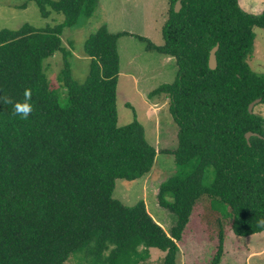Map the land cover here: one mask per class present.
Here are the masks:
<instances>
[{"label":"trees","instance_id":"16d2710c","mask_svg":"<svg viewBox=\"0 0 264 264\" xmlns=\"http://www.w3.org/2000/svg\"><path fill=\"white\" fill-rule=\"evenodd\" d=\"M32 1L42 17L54 11L64 19L0 29V97L22 101L31 89L34 105L23 120L0 100V264H64L71 255L90 264H176L197 208L199 223L217 228L216 254L228 232L244 237L264 231V118L248 112L253 100L264 102V74L247 63L253 27L264 28V12H245L237 0H168L163 42H147L146 49L175 60L174 80L150 96L169 99L177 145L157 150L142 123L118 124L116 41L126 32L101 26L88 36L89 69L81 83L65 60L58 75L67 92L62 106L48 87L43 62L56 52L71 54L62 46V30L90 17L97 0ZM216 44L211 69L209 53ZM248 131L256 134L247 140ZM159 152L171 154L178 165L197 159L189 174L159 184L158 205L176 216L169 231L143 200L127 206L113 197L117 178L148 174ZM210 166L214 176L206 186ZM210 208L220 213L213 218ZM149 248L164 253L160 262L142 263Z\"/></svg>","mask_w":264,"mask_h":264},{"label":"rangeland","instance_id":"374dc122","mask_svg":"<svg viewBox=\"0 0 264 264\" xmlns=\"http://www.w3.org/2000/svg\"><path fill=\"white\" fill-rule=\"evenodd\" d=\"M237 1L245 12L255 15L264 12V0ZM21 4H25V8ZM168 8V0H97L90 17L81 16L74 25L64 27L61 33L62 46L71 54L65 56L63 52H56L43 62L48 87L56 94L59 103L62 106L67 104L66 88L58 80L65 60L72 78L81 83L89 69L90 60L84 53L88 36L101 26L110 33L126 32L116 41L120 71L116 86L118 124L124 125L136 119L144 126L145 138L150 145L157 150L173 149L177 145V125L168 110L169 100L164 95L150 96V92L174 80L177 71L175 60L171 56L146 49L147 42L162 44L161 28ZM63 19L62 13L54 11L48 17H42L32 0H0V29H16L24 23L44 27L62 22ZM253 32V51L247 63L258 74H264V28L254 26ZM137 36L145 37L148 41ZM253 112L264 118V102L256 103ZM196 162L195 158L187 164L178 165L171 154L159 152L148 174L135 180L117 178L113 197L127 206L143 200L152 217L169 231L176 216L158 205L159 184L171 175L189 174ZM213 176V167H207L203 184L209 185ZM219 211L210 208L206 212L214 218ZM200 212V208L193 212L186 236L177 251L176 264H264V231L244 237L228 232L222 253L216 254L217 228L205 221L201 225ZM163 254L159 249L149 248L142 263L160 262ZM64 264L90 263L87 258L71 255Z\"/></svg>","mask_w":264,"mask_h":264},{"label":"clouds","instance_id":"9594fccd","mask_svg":"<svg viewBox=\"0 0 264 264\" xmlns=\"http://www.w3.org/2000/svg\"><path fill=\"white\" fill-rule=\"evenodd\" d=\"M0 100H2L4 104L13 105V115L23 120H28L31 113L34 110V105L31 102L32 101L31 89L25 90L24 99L22 101L14 102L13 98L8 96L0 97ZM260 224L264 225V220L260 221Z\"/></svg>","mask_w":264,"mask_h":264},{"label":"water","instance_id":"95a60500","mask_svg":"<svg viewBox=\"0 0 264 264\" xmlns=\"http://www.w3.org/2000/svg\"><path fill=\"white\" fill-rule=\"evenodd\" d=\"M180 1H177L175 6H174V10L177 12L180 8ZM218 49V44H216L211 50H210V53H209V59H208V66L211 68V69H214L216 67V64H217V60H216V50ZM261 99L258 98V99H255L253 100L252 102L249 103L248 105V112L249 113H252L253 112V107L256 103L260 102ZM253 134H256V133H253L251 131H248L245 133V138L248 140L250 135H253Z\"/></svg>","mask_w":264,"mask_h":264},{"label":"crops","instance_id":"0c3cea01","mask_svg":"<svg viewBox=\"0 0 264 264\" xmlns=\"http://www.w3.org/2000/svg\"><path fill=\"white\" fill-rule=\"evenodd\" d=\"M162 55V54H161ZM165 56V55H164ZM167 56V55H166ZM119 74H120V71H119ZM165 99H168L167 97L164 96ZM169 100V99H168ZM145 132V131H144ZM154 218V217H153ZM155 219V218H154ZM158 222V221H157Z\"/></svg>","mask_w":264,"mask_h":264}]
</instances>
